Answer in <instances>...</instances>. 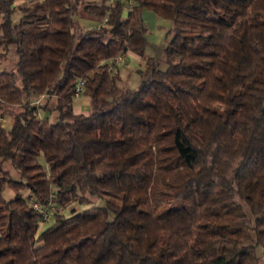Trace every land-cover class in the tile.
I'll return each mask as SVG.
<instances>
[{
    "label": "trees",
    "instance_id": "1",
    "mask_svg": "<svg viewBox=\"0 0 264 264\" xmlns=\"http://www.w3.org/2000/svg\"><path fill=\"white\" fill-rule=\"evenodd\" d=\"M128 5L0 0V264H264V0ZM144 9L169 39L119 89Z\"/></svg>",
    "mask_w": 264,
    "mask_h": 264
},
{
    "label": "rangeland",
    "instance_id": "2",
    "mask_svg": "<svg viewBox=\"0 0 264 264\" xmlns=\"http://www.w3.org/2000/svg\"><path fill=\"white\" fill-rule=\"evenodd\" d=\"M34 1L36 0H14V5L15 6L25 5V4L27 5L33 3ZM90 1L95 2V0H90ZM98 2L99 1H97V3ZM20 15L21 14L19 10H16L14 12V14L12 15L13 23H17L19 21ZM142 17L146 27V39H147L144 56L141 57L133 53H128L126 56L122 57V61L116 67L119 78V81L117 83L119 89L120 88L136 89L139 83L138 71L144 69L146 57L159 58L164 45L169 39L167 33L169 32L172 26L170 19L159 17L150 9H144L142 11ZM76 19L84 26L88 24L87 20H85L84 17H80L78 15ZM4 62H5L4 60H0V65H2V63ZM11 64L12 63L9 62L8 66ZM160 67L162 69L166 68V66L163 63L160 64ZM111 72H115V71L113 70ZM72 106L76 113L87 114L89 112V103H88V99L85 96L81 95L79 98L74 99L72 102ZM40 115L41 116L44 115V112L42 110H40ZM9 126H10V121H8L5 124L6 128H9ZM39 161L44 165V159L42 156L40 157ZM4 195L6 199H10L13 197V192L10 189H6ZM103 204L104 201L102 199H97L93 203V205L95 206H102ZM51 224H52V219L41 224L39 226L38 231L43 230L44 228L48 227Z\"/></svg>",
    "mask_w": 264,
    "mask_h": 264
},
{
    "label": "built area",
    "instance_id": "3",
    "mask_svg": "<svg viewBox=\"0 0 264 264\" xmlns=\"http://www.w3.org/2000/svg\"><path fill=\"white\" fill-rule=\"evenodd\" d=\"M133 4V0H129V5L128 7H131V5ZM122 57L123 56H119L117 58H114L112 61H110L108 63V72H111L114 70V68L119 65V63L122 61ZM84 88V81L83 80H79L76 85H75V91L72 95L73 99H77L81 96L82 90ZM33 207L36 210H39L41 213V222H46L49 219V212L50 210H52V208H40V206L37 203H33Z\"/></svg>",
    "mask_w": 264,
    "mask_h": 264
},
{
    "label": "crops",
    "instance_id": "4",
    "mask_svg": "<svg viewBox=\"0 0 264 264\" xmlns=\"http://www.w3.org/2000/svg\"><path fill=\"white\" fill-rule=\"evenodd\" d=\"M127 54H128V53H127ZM127 54H126V55H127ZM126 55H125V56H126Z\"/></svg>",
    "mask_w": 264,
    "mask_h": 264
}]
</instances>
